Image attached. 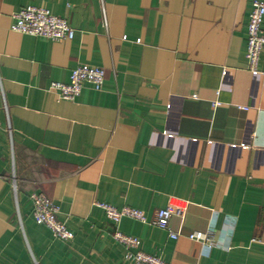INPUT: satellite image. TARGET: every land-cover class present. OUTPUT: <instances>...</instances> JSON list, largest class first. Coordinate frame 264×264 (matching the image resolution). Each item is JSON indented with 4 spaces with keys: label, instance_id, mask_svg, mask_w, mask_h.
<instances>
[{
    "label": "crops",
    "instance_id": "obj_1",
    "mask_svg": "<svg viewBox=\"0 0 264 264\" xmlns=\"http://www.w3.org/2000/svg\"><path fill=\"white\" fill-rule=\"evenodd\" d=\"M30 5L66 19L73 38L12 31V13ZM251 8L0 0V264H132L117 230L168 264H264V47L249 70ZM80 64L102 67V86L59 99L51 82ZM33 191L57 204L71 241L35 221ZM171 200L186 205L169 229L116 223L100 206L150 219Z\"/></svg>",
    "mask_w": 264,
    "mask_h": 264
},
{
    "label": "built area",
    "instance_id": "obj_2",
    "mask_svg": "<svg viewBox=\"0 0 264 264\" xmlns=\"http://www.w3.org/2000/svg\"><path fill=\"white\" fill-rule=\"evenodd\" d=\"M264 1L252 0V8L246 28V51L248 69L255 71L258 68L260 54L264 47ZM12 31L29 34L32 36L45 37L50 40L59 41L71 39L74 36V28L66 19L52 14L43 6H25L12 13ZM105 71L102 67L80 64L73 68L67 82H51L49 88L54 91L59 99L74 100L81 92L85 83L91 84L99 89L104 82ZM221 102L214 100L212 106L216 108ZM243 108V107H242ZM32 206V216L36 222L46 226L56 237L65 242L73 239V232L57 217L58 206L45 193L33 191L29 194ZM182 200H171L164 207L157 208L152 218L148 219L139 209L125 206L122 209L101 203L107 217L119 222L122 217L149 223L163 229H169V221L173 214H181L185 209ZM170 236L176 238L177 234L170 232ZM192 239H202L201 232H195L189 236ZM117 242L127 248L125 258L132 264H168L158 256L142 251L140 239L137 236L124 234L117 230L114 233Z\"/></svg>",
    "mask_w": 264,
    "mask_h": 264
}]
</instances>
